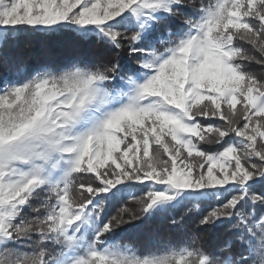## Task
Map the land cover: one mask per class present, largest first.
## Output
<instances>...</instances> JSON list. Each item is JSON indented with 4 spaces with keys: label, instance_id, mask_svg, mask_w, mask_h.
Listing matches in <instances>:
<instances>
[{
    "label": "snow or ice",
    "instance_id": "6c2138e0",
    "mask_svg": "<svg viewBox=\"0 0 264 264\" xmlns=\"http://www.w3.org/2000/svg\"><path fill=\"white\" fill-rule=\"evenodd\" d=\"M0 264H264V0H0Z\"/></svg>",
    "mask_w": 264,
    "mask_h": 264
},
{
    "label": "trees",
    "instance_id": "16d2710c",
    "mask_svg": "<svg viewBox=\"0 0 264 264\" xmlns=\"http://www.w3.org/2000/svg\"><path fill=\"white\" fill-rule=\"evenodd\" d=\"M42 42H45L44 44ZM60 44L61 53L64 55L70 54V49L67 44L60 38L52 37L46 40H42L38 37H22L20 40L19 49L17 55L22 56L23 61H40L43 57L48 58L50 60H58L62 58L64 55L56 52L55 47ZM208 201H202L201 207L199 209H195L189 203H185L184 205L178 207L177 209L171 210L170 213L160 214L151 219V221L147 222L144 227L147 229H151V231L156 232H167V227L178 233L191 235V233H195L197 237L200 238V241L207 244L214 242L217 238L222 237L224 235L223 228L216 229H207L204 231H199L196 228V221L199 218V214L201 212L209 210L207 204ZM131 205V204H130ZM133 207L135 205H132ZM192 209V211H188ZM109 214H115L113 209H110ZM183 216V227L181 228L178 225H173L171 223L172 218H179ZM160 230V231H158ZM170 235H173L172 232H167ZM175 236V235H173ZM178 237V241L182 239V237ZM158 242H162L160 239H151L150 244H155Z\"/></svg>",
    "mask_w": 264,
    "mask_h": 264
},
{
    "label": "rangeland",
    "instance_id": "374dc122",
    "mask_svg": "<svg viewBox=\"0 0 264 264\" xmlns=\"http://www.w3.org/2000/svg\"><path fill=\"white\" fill-rule=\"evenodd\" d=\"M42 43L44 44L45 42H42ZM55 50H56V52H58L59 54H63V53H61L60 44H58V45L55 47ZM63 55H64V54H63ZM45 60H50V59L45 58V57H43L42 59H40V61H45ZM23 62H24L25 64H33V63H37L36 61H23ZM38 62H39V61H38ZM136 194L139 195L140 193L137 192ZM127 203L129 204V206L134 205V203H133L132 201H128ZM185 203H189V204H191V206L193 207V205H194L195 202L188 201V202H185ZM121 204H122L121 201L113 200V201H111V202H109V203L107 204V209H106V210H107V212H109L110 209H113L114 212H116L117 209L121 206ZM130 204H131V205H130ZM207 206H208V208H210V204H209V203L207 204ZM200 207H201V202H200ZM158 231H160V230H158ZM167 232H172V234L175 235V236L170 235V234L167 233ZM167 232H156V231L154 232V231H151V229H148V228L146 229V228L143 226L142 229H141L140 231H137V232H133V233H129V234H127L125 240L122 241V242H124V243H128V242H130V241H139V242H142V243H143V242L150 243V240H151V239H156V238H157V239H160L161 241H164V242H166V241H171V242H173V243H177V242H179L177 236L182 237L181 240H183L186 236H188V235H186V236L183 237L184 234H178V233L174 232V231L170 228V226L167 227ZM191 235H195V233H191ZM195 236H196V235H195ZM181 240H180V241H181ZM158 243H159V242H158Z\"/></svg>",
    "mask_w": 264,
    "mask_h": 264
}]
</instances>
